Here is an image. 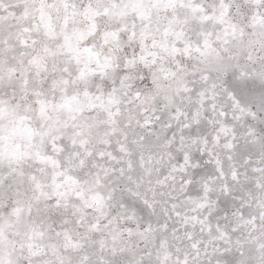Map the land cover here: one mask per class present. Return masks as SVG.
Segmentation results:
<instances>
[{
  "label": "snow or ice",
  "instance_id": "6c2138e0",
  "mask_svg": "<svg viewBox=\"0 0 264 264\" xmlns=\"http://www.w3.org/2000/svg\"><path fill=\"white\" fill-rule=\"evenodd\" d=\"M0 264H264V0H0Z\"/></svg>",
  "mask_w": 264,
  "mask_h": 264
}]
</instances>
